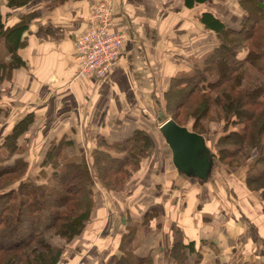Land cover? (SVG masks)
I'll return each mask as SVG.
<instances>
[{
    "label": "crops",
    "instance_id": "obj_1",
    "mask_svg": "<svg viewBox=\"0 0 264 264\" xmlns=\"http://www.w3.org/2000/svg\"><path fill=\"white\" fill-rule=\"evenodd\" d=\"M103 1L115 7L128 41L105 77L85 78L79 75L74 41ZM240 1L206 0L191 8L186 0H30L12 10L0 0L6 27L27 18L29 28L18 51L24 64L0 81V146L18 124L25 126L18 138L20 155L29 170L39 172L50 169L44 167L46 155L63 139L71 142L68 160L91 165L94 152L138 130L151 140L150 155L123 191L95 186L91 220L65 246L59 264H110L126 240L136 257L151 264H175L178 243L193 245V252L185 250L187 264H264L261 194L215 155L207 178L180 173L159 121L172 77L189 72L219 42L205 28L202 13L213 12L238 28L245 14ZM214 136H203L211 154ZM0 152L9 154L6 148Z\"/></svg>",
    "mask_w": 264,
    "mask_h": 264
},
{
    "label": "trees",
    "instance_id": "obj_2",
    "mask_svg": "<svg viewBox=\"0 0 264 264\" xmlns=\"http://www.w3.org/2000/svg\"><path fill=\"white\" fill-rule=\"evenodd\" d=\"M29 2L8 0V8L15 10ZM205 2L186 0V5L192 8ZM240 5L245 14L238 28L228 26L213 12L202 13L205 28L219 42L189 72L172 77L163 112L202 136L212 135L211 124L223 125L216 142L219 162L241 170L254 158L245 183L264 199V4L241 0ZM28 29L27 18L6 27L0 14V42L6 50L0 54V81L10 79L12 71L24 64L18 51L25 45ZM180 97L183 100L174 103ZM180 114L194 124H182ZM24 128L18 124V130L0 146L9 152L7 157L0 152V264H59L65 246L91 220L95 186L120 192L150 155L151 140L148 133L138 130L121 143L94 152L89 165L85 159L68 160L65 150L71 142L63 139L46 155L44 167L50 169L31 176L18 146ZM10 176L18 178L7 182ZM58 238L67 244H56ZM126 241L121 256L113 257L110 264H151L150 259L136 257L130 240ZM192 246L175 244V264H187L185 250L193 252Z\"/></svg>",
    "mask_w": 264,
    "mask_h": 264
},
{
    "label": "built area",
    "instance_id": "obj_3",
    "mask_svg": "<svg viewBox=\"0 0 264 264\" xmlns=\"http://www.w3.org/2000/svg\"><path fill=\"white\" fill-rule=\"evenodd\" d=\"M115 16L111 2H100L93 10L89 28L75 39L80 76L101 79L118 65L129 35L125 27L117 24Z\"/></svg>",
    "mask_w": 264,
    "mask_h": 264
},
{
    "label": "water",
    "instance_id": "obj_4",
    "mask_svg": "<svg viewBox=\"0 0 264 264\" xmlns=\"http://www.w3.org/2000/svg\"><path fill=\"white\" fill-rule=\"evenodd\" d=\"M162 122L160 131L173 154V164L185 176L207 178L213 166V156L209 153L202 135L179 126L164 113L159 114Z\"/></svg>",
    "mask_w": 264,
    "mask_h": 264
},
{
    "label": "rangeland",
    "instance_id": "obj_5",
    "mask_svg": "<svg viewBox=\"0 0 264 264\" xmlns=\"http://www.w3.org/2000/svg\"><path fill=\"white\" fill-rule=\"evenodd\" d=\"M8 1V0H7ZM5 53H6V50H5V48H4V46H3V44L0 42V54L1 55H5ZM183 100V97H180V98H176L175 100H174V103L175 102H181ZM161 109V111H164L165 110V107H163V108H160ZM164 113V112H163ZM165 114V113H164ZM166 115V114H165ZM166 118L167 119H170V117H168L167 115H166ZM171 120V119H170ZM179 121L182 123V124H184V125H193L194 124V120H192V119H190V118H188L187 116H183L182 114H180V118H179ZM209 131H210V134H212L213 136H214V134H215V136H214V138H216V139H218V135H221L223 132V125H217V124H211L210 125V127H209ZM217 140L215 141V145H214V148H215V152H214V154L212 153H210L212 156H214V158H215V160H216V157H217V159H218V155H217V152H218V148H217ZM251 161H250V163H248L246 166H244L243 167V169H234L236 172H238V174H241L242 176H244L245 177V179H246V172H247V169H248V165H250V164H252V162H253V160H254V158H252V159H250ZM89 165H91L90 163H89ZM251 166V165H250ZM30 172V175L31 176H33L34 174H37L38 173V171L36 170H28L27 171V173H29ZM16 178H18V176H10V177H8V180H7V182H11V181H13L14 179H16ZM9 184V183H8ZM124 188L125 187H123L122 189H121V191H123L124 190ZM55 242H57V243H60V245H66L67 244V242L65 241V240H62V239H60V238H58V239H56V241Z\"/></svg>",
    "mask_w": 264,
    "mask_h": 264
}]
</instances>
